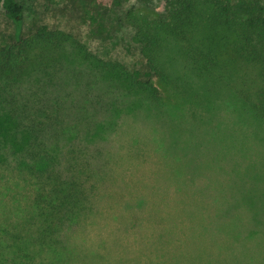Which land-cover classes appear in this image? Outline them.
I'll return each instance as SVG.
<instances>
[{"label":"rangeland","instance_id":"1","mask_svg":"<svg viewBox=\"0 0 264 264\" xmlns=\"http://www.w3.org/2000/svg\"><path fill=\"white\" fill-rule=\"evenodd\" d=\"M17 1L23 6L21 36L41 24L68 36L59 55L66 65L80 52L78 42L97 57L143 72L147 66L136 30L145 26L161 35L157 61L165 78L152 75L159 99L131 91L123 105H111L105 85L94 78L89 93L102 105H97V126L65 137L54 148L58 154L70 145L85 148L100 176L90 212L61 231V247L77 251L84 264H170L165 260L170 252L230 247L227 234L237 220L241 224L252 218L264 236V117L251 108L264 105L258 97L264 79L258 61L240 48L236 32L212 19L211 0H193L195 57L159 31L164 0L91 7L98 12L94 32L81 10L90 0ZM15 40L16 28L0 9V43ZM18 133L0 102V224L18 219V206L23 208L30 196L16 166ZM247 183L249 193L244 191ZM205 221L212 228L203 226ZM225 260L264 262L240 260L228 249Z\"/></svg>","mask_w":264,"mask_h":264},{"label":"trees","instance_id":"2","mask_svg":"<svg viewBox=\"0 0 264 264\" xmlns=\"http://www.w3.org/2000/svg\"><path fill=\"white\" fill-rule=\"evenodd\" d=\"M122 2L90 0L82 3V17L89 30L94 32L98 20L94 9L104 5L120 6ZM211 2L212 19L218 26L236 32L240 48L248 59L258 61L264 79V0ZM164 6L166 13L159 31L182 43L192 57L198 56L191 47L190 37L194 1L164 0ZM0 9L16 28L14 42L0 43V102L8 120H12L19 131L15 137L20 157L16 166L30 187L28 202L23 208L20 205L17 208L21 216L16 215V220L4 219L0 224V264H84L77 251L60 246L59 234L90 212L96 183L100 180L98 167L91 163L92 155L81 146L70 145L62 154L54 148L65 137L97 126V105L101 100L89 93L94 78L105 85L111 105H123L131 91L143 92L152 101L159 99V88L152 75L165 78L157 61L161 35L145 26L136 30L146 71L128 70L117 61L97 57L78 42L80 52L69 60L72 63L69 66L59 56L66 49L67 35L41 24L21 36L22 4L17 0H0ZM57 62L60 65L55 66ZM77 65L83 67L76 68ZM261 90L258 97L264 98V84ZM245 99L249 102L247 97ZM105 104L103 102V106ZM251 108L257 109L256 115L264 117V105L254 103ZM249 186L247 183L244 191L249 193ZM211 221L202 224L212 228ZM254 226L252 218L241 224L237 220L235 229L227 234L226 244L230 247H207L205 251V247H193L168 252L165 260L170 264H225L228 249L240 260L254 257L262 262L264 236ZM172 253L174 257L170 258ZM203 253L206 255L202 256Z\"/></svg>","mask_w":264,"mask_h":264}]
</instances>
